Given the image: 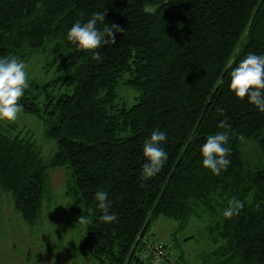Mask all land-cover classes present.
I'll use <instances>...</instances> for the list:
<instances>
[{
    "label": "trees",
    "instance_id": "16d2710c",
    "mask_svg": "<svg viewBox=\"0 0 264 264\" xmlns=\"http://www.w3.org/2000/svg\"><path fill=\"white\" fill-rule=\"evenodd\" d=\"M97 12L124 30L100 61L67 39ZM249 53L264 55V0H0V57L42 54L56 71L45 85L29 80L18 101L55 150L44 160L32 139L0 125V192L32 228L52 200L48 171L64 169L65 212L90 219L79 249L95 264H150L142 240L158 218L178 229L202 220L210 243L191 259L166 245L158 264H264V113L230 89ZM121 86L138 92L128 108L115 103ZM223 120L231 163L215 176L201 148ZM156 130L168 159L145 180L143 147ZM98 191L117 222L101 221ZM233 197L244 207L227 219Z\"/></svg>",
    "mask_w": 264,
    "mask_h": 264
},
{
    "label": "rangeland",
    "instance_id": "374dc122",
    "mask_svg": "<svg viewBox=\"0 0 264 264\" xmlns=\"http://www.w3.org/2000/svg\"><path fill=\"white\" fill-rule=\"evenodd\" d=\"M45 60L42 54H35L32 60L25 63L29 80L45 85L55 77V66L44 68ZM60 93L70 92L66 87H60L55 94ZM137 98L136 90L121 86L115 103L128 108L137 102ZM9 124L14 125L21 137L35 142L44 160L54 152L55 143L44 138L39 119L21 113L15 122L0 121L2 126ZM48 172L52 200L44 204L42 218L32 228L15 211L10 194L0 192V264H95L90 258L84 257L79 249L85 226L70 221L65 212L68 201L63 193L66 171L56 168ZM203 228L204 221L196 218H191L184 229H178L177 222L158 218L152 222L145 236L155 242L170 245L169 252L172 247L175 253L181 251L186 258L191 259L210 247ZM190 236V240H185ZM143 252V261L153 258L150 264H154L155 257L145 252V246Z\"/></svg>",
    "mask_w": 264,
    "mask_h": 264
},
{
    "label": "clouds",
    "instance_id": "9594fccd",
    "mask_svg": "<svg viewBox=\"0 0 264 264\" xmlns=\"http://www.w3.org/2000/svg\"><path fill=\"white\" fill-rule=\"evenodd\" d=\"M105 16L106 12H97L87 22L73 24L67 33V39L73 45L86 51L96 61L102 59L98 49L109 43L115 44L116 34L124 32L119 25L106 23ZM98 23L103 25L102 29L97 26ZM29 86L27 65L24 61L16 56L0 57V121L15 122L19 119L23 105L18 101ZM230 89L238 99L247 98L250 104L264 113V55L249 53L244 57L231 72ZM218 111L222 114V109ZM219 128L224 131L209 135L201 148L203 167L215 176L227 171L231 163L228 159L231 150L226 146L230 138L228 129L231 125L227 120H223ZM165 140L166 133L156 130L152 132L150 139L145 141L143 153L148 162L142 168L143 179H151L162 170L168 159L166 151L160 147ZM107 197L105 191H98L95 194L97 206L103 212L101 221L112 224L118 221V216L110 213L111 204ZM228 204L223 212L227 219L238 215L244 207V202L235 197L230 199ZM77 223L87 226L91 221L82 215L78 217Z\"/></svg>",
    "mask_w": 264,
    "mask_h": 264
},
{
    "label": "built area",
    "instance_id": "2783aa9c",
    "mask_svg": "<svg viewBox=\"0 0 264 264\" xmlns=\"http://www.w3.org/2000/svg\"><path fill=\"white\" fill-rule=\"evenodd\" d=\"M143 245L145 246V252L148 255L155 257L154 264L160 263L164 256H166V245L161 242H155L145 236L142 240Z\"/></svg>",
    "mask_w": 264,
    "mask_h": 264
}]
</instances>
